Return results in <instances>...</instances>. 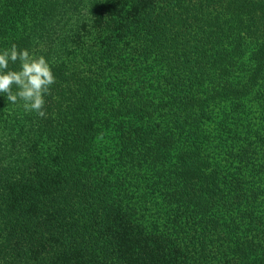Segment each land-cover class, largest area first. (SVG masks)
Here are the masks:
<instances>
[{
  "label": "trees",
  "instance_id": "1",
  "mask_svg": "<svg viewBox=\"0 0 264 264\" xmlns=\"http://www.w3.org/2000/svg\"><path fill=\"white\" fill-rule=\"evenodd\" d=\"M13 43L56 82L0 94V264H264V0H0Z\"/></svg>",
  "mask_w": 264,
  "mask_h": 264
},
{
  "label": "clouds",
  "instance_id": "2",
  "mask_svg": "<svg viewBox=\"0 0 264 264\" xmlns=\"http://www.w3.org/2000/svg\"><path fill=\"white\" fill-rule=\"evenodd\" d=\"M19 63L18 70H10L9 64ZM56 78L45 56H34L28 49H19L13 43L10 49L0 52V94L8 103L21 104L26 112H35L47 118L46 95ZM14 88L16 89L14 91Z\"/></svg>",
  "mask_w": 264,
  "mask_h": 264
}]
</instances>
